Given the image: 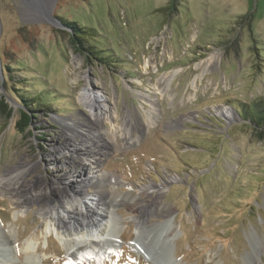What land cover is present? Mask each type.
Wrapping results in <instances>:
<instances>
[{"label": "rangeland", "instance_id": "1", "mask_svg": "<svg viewBox=\"0 0 264 264\" xmlns=\"http://www.w3.org/2000/svg\"><path fill=\"white\" fill-rule=\"evenodd\" d=\"M169 2L0 0V97L14 113L0 119V234L14 230L2 261L264 264V129L254 132L235 109L264 97V0H176L168 16ZM67 19L95 29L115 67L74 52ZM7 60L59 108L25 136L4 87ZM84 137L106 152L97 166ZM98 192L112 200L116 249L67 251L40 213L58 211L62 196L83 207ZM139 219L169 221L172 249L162 228L137 237Z\"/></svg>", "mask_w": 264, "mask_h": 264}, {"label": "bare ground", "instance_id": "2", "mask_svg": "<svg viewBox=\"0 0 264 264\" xmlns=\"http://www.w3.org/2000/svg\"><path fill=\"white\" fill-rule=\"evenodd\" d=\"M210 61L211 59H209V62ZM83 97H87V95H83ZM88 106L91 109L93 108V104L91 103L88 104ZM98 146L99 144L97 141L89 139L87 137L83 138V144H81V147L82 148L84 147V149L87 148L84 152L88 153L86 154V157H88V159L86 160L89 163L90 161H92V164L90 163L91 164L90 166H94V165L97 166L98 162H100L99 160L102 157V154H106L105 150L98 149ZM89 171L91 175L95 174V172H92L91 170ZM90 181H92V178H90ZM80 183L81 182L78 181V179L77 181L75 180L73 183V187L79 188V190L81 191V188L79 186ZM0 187H3V184L1 182H0ZM66 191L69 190L67 189ZM71 198L72 200H70ZM91 198L92 199H87L88 203L85 206L81 207L78 204V200H75L73 195H70V197L62 196L61 205L58 208V211L52 208L50 210H44L40 213V215L44 217L47 234L49 233L55 234L62 247L65 248L67 251H70L73 248L72 243H75L77 245L79 244L90 245L92 247L98 245L102 246L103 244H106L102 247L103 249L100 250L103 252L105 250L107 252L108 251L110 252L113 249H116L115 248L116 245L113 243V241L112 243H110V240L113 238H119V234L117 232L118 231L117 226L115 227V225H112V222L117 221V218L112 213V211H108L107 209V205L109 206L108 203H110L112 200L111 201L109 199L107 200L106 199L107 197L101 194V192H98L97 195H94ZM16 202H21V201H16ZM152 208L158 209L159 207L158 205H156L155 207ZM70 216H74L73 219L77 220L76 222H79L80 224L78 225L74 223L71 224ZM66 220L67 221L70 220V221L66 222ZM136 226H137V237H138V232L142 227H146L147 229H152V230L162 228L159 236L162 237L163 242L168 246V248L171 247L170 242L172 239L173 230L170 226L169 221H165L164 223L161 224H151V226L149 225L147 226L145 224L144 219H139L137 221ZM13 232L14 230L12 228H9L7 232L0 234V241H1L0 252H3L4 249L7 250L8 246L9 248H11L9 244L11 242V238L13 237ZM137 242L138 239H136V241L134 242V246H137ZM13 243L14 242H12V244ZM34 245L35 243L32 240L26 241L24 250L26 251L27 254L29 253L33 254L31 250H35ZM252 253L255 254L254 251H252ZM71 257L73 259V255H71ZM145 258L147 261H151V262L154 261L150 255L145 254ZM72 259L70 260L71 262H73ZM0 264H13V263L8 262L7 260L2 261V259H0Z\"/></svg>", "mask_w": 264, "mask_h": 264}, {"label": "trees", "instance_id": "3", "mask_svg": "<svg viewBox=\"0 0 264 264\" xmlns=\"http://www.w3.org/2000/svg\"><path fill=\"white\" fill-rule=\"evenodd\" d=\"M175 1L170 0L169 5L161 11L168 16L171 15L175 9ZM62 23L69 31V42L74 52L81 54L89 62L93 59L103 66L115 67L114 59L108 52H103L101 45L104 41L95 29L82 26L69 19L63 20ZM4 63V87L10 88L12 98L17 105L18 119L15 122V128L19 134L25 136L35 129L33 124L40 115L58 113L59 108L55 106V97L50 91L38 90L39 84L32 79L33 77L23 76L25 70L20 64H12L8 60ZM235 109L239 119L254 132L260 133L264 129V97L259 98L258 101H250V103H239ZM13 114V109L0 97V119L7 121Z\"/></svg>", "mask_w": 264, "mask_h": 264}]
</instances>
